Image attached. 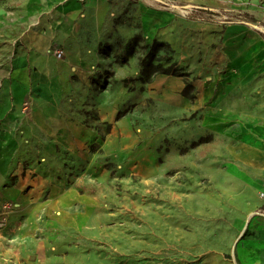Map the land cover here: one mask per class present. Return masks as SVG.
<instances>
[{
	"label": "rangeland",
	"instance_id": "obj_1",
	"mask_svg": "<svg viewBox=\"0 0 264 264\" xmlns=\"http://www.w3.org/2000/svg\"><path fill=\"white\" fill-rule=\"evenodd\" d=\"M167 1L114 0L102 26L88 22L79 39L51 48L52 76L26 97L21 176L24 193L38 187L42 201L53 185L75 190L65 211L80 221L58 207L55 235L40 227L31 245L41 235L43 246L23 254L8 231L25 212L3 198L0 208L11 210L0 264H264V216L253 217L264 210V164L239 155L241 133L252 127L241 118L220 125L215 114L233 109L264 123V68L256 62L264 0ZM67 48L90 68L61 67ZM237 64H251L249 78H236ZM167 76L186 84L174 94L189 104L172 102ZM198 84L212 87L202 104L192 97ZM17 183L12 176L4 188Z\"/></svg>",
	"mask_w": 264,
	"mask_h": 264
},
{
	"label": "crops",
	"instance_id": "obj_2",
	"mask_svg": "<svg viewBox=\"0 0 264 264\" xmlns=\"http://www.w3.org/2000/svg\"><path fill=\"white\" fill-rule=\"evenodd\" d=\"M112 2L114 0H0V200H15L25 212L23 216L13 217L9 224L10 232L8 231V237L13 242L18 240L17 244L21 243L23 254H29L32 246L37 249L43 246L41 239L44 236L39 235L40 239L31 245V235L47 225L48 214H45L43 219L41 212H47L49 204L38 211L36 228L29 232L26 230L30 214L38 204L50 200L53 187L62 189L58 185L51 186V197L43 201L39 199L38 187L31 189L28 194L24 193L26 174L25 178L21 175L26 172L20 162H26V126L31 124V118L27 116L30 104L26 106V97L30 92H39L38 89L52 76L56 65L55 58L50 55L51 48L56 43L65 46L71 40L79 39L88 22L102 26L103 19L112 9ZM197 13L201 14L202 11H194L192 14ZM263 51L264 48L261 53ZM69 53L86 60L90 68L89 59L84 58L78 50L69 48L66 49L67 60L62 62L61 67L78 68L68 57ZM89 68L78 69L87 71ZM236 78L241 79L239 71ZM162 83L173 103L187 105L192 101L186 96L174 94V91L186 88L180 78L167 76L162 79ZM211 90L212 87L205 90L202 84L195 85L192 97L199 104L205 103ZM34 105L33 109L39 110V106ZM221 111L232 115L219 114ZM215 114L216 118L221 120L220 125H223L224 119L234 122L242 117L236 110L227 108L220 109ZM242 118L241 120L247 119L244 121L246 123L250 118H254L256 121L253 122V127L264 126V123L257 124V117ZM252 131L253 129H248V133L252 135V146L259 151V162L264 164V137L256 133L251 134ZM63 138L69 139L67 135ZM12 176L18 179V183L12 188H4ZM29 206L31 208L26 217V207ZM255 215L259 214H254L253 217ZM28 237L30 240L26 243Z\"/></svg>",
	"mask_w": 264,
	"mask_h": 264
},
{
	"label": "bare ground",
	"instance_id": "obj_3",
	"mask_svg": "<svg viewBox=\"0 0 264 264\" xmlns=\"http://www.w3.org/2000/svg\"><path fill=\"white\" fill-rule=\"evenodd\" d=\"M68 57L72 60V62L80 69L84 68H89V63L86 62V60L82 59L80 56L74 54V53H69ZM257 64L259 66H264V51L257 57L256 60ZM237 66L240 68L239 69V77L241 79L248 78L250 76V71H251V64L249 65H239ZM225 89L224 84H220L218 87V90L215 94L214 97V103H218L222 96H223V91ZM199 104V103H198ZM219 114H225V115H232V113H224V111L219 112ZM235 116H238V114H233ZM242 118V117H241ZM243 119V118H242ZM254 118H250L249 122L247 125H250L253 129L251 134L256 133L257 135L263 136L264 137V126L260 127H253V120ZM247 119H244L246 121ZM243 142H241L239 146V155L241 158L246 159L248 161H251L255 164L260 163V157H259V151H256V149L252 146L253 140H252V135L248 133V128L244 127L242 133H241ZM255 159V160H254ZM78 194L76 193L75 190H70L69 192H64L61 188H56L53 187V192H52V197L50 198V201L47 204H38L35 208V210L30 214L28 218V228L26 231H33L36 228L37 225V215L38 211L42 208H44L46 205L49 204L48 207V222L47 226L50 227L49 233L50 236L55 235L58 225L60 221H62V218H59L54 214V211L60 207L63 216H67L70 221L74 224H78L80 221L79 218H75L72 215H69L66 211L65 208L68 207L71 203H73L75 200L78 199ZM90 204L88 203V206Z\"/></svg>",
	"mask_w": 264,
	"mask_h": 264
},
{
	"label": "built area",
	"instance_id": "obj_4",
	"mask_svg": "<svg viewBox=\"0 0 264 264\" xmlns=\"http://www.w3.org/2000/svg\"><path fill=\"white\" fill-rule=\"evenodd\" d=\"M140 1H145L147 3H155L156 5L159 6H167L169 5V2L167 0H140ZM65 55V52L63 50H57L56 51V56L58 59H62L63 56ZM9 205H5L3 208H0V230L3 229L4 227L7 226L8 224V214L10 213ZM261 216H264V210L260 211L258 213Z\"/></svg>",
	"mask_w": 264,
	"mask_h": 264
}]
</instances>
